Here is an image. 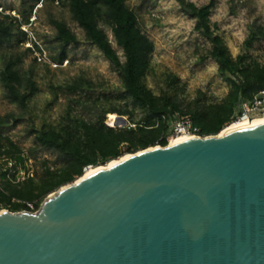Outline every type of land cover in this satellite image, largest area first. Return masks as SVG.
<instances>
[{
  "label": "water",
  "instance_id": "1",
  "mask_svg": "<svg viewBox=\"0 0 264 264\" xmlns=\"http://www.w3.org/2000/svg\"><path fill=\"white\" fill-rule=\"evenodd\" d=\"M224 131L114 159L37 211L0 210V264H264V122Z\"/></svg>",
  "mask_w": 264,
  "mask_h": 264
},
{
  "label": "trees",
  "instance_id": "2",
  "mask_svg": "<svg viewBox=\"0 0 264 264\" xmlns=\"http://www.w3.org/2000/svg\"><path fill=\"white\" fill-rule=\"evenodd\" d=\"M23 1L31 3V11L36 3L45 0ZM48 1L69 6L74 20L84 29L87 40L101 50L119 74L123 94L118 99L129 100L134 107L144 111V116L135 122L127 106H115L107 112L129 117L131 121L126 125L110 126L105 122V116L86 119L76 108L85 102L78 93L79 86H72V97L60 121L32 127L29 131L37 145L57 156L56 161L52 165L50 160L43 159L42 173L20 181H16L15 172L10 174L9 169L3 172L0 179V210H30L28 203H33L34 209H38L49 194L75 181L90 166L106 165L127 153L167 145L171 140V123L177 116L189 115L203 136L218 134L231 123L242 101L251 100L264 89V62L250 61L247 55L233 58L222 37L216 34L210 19L213 1L197 6L188 0H177L183 11L196 20L195 29L212 44L210 55L218 63L220 75L231 84V89L219 102H208L201 94L203 97L199 96L185 107L175 95L168 92L156 95L146 85L145 78L151 69L155 47L142 31L137 14L126 0ZM52 24L57 30L56 41L60 44L59 55L53 61L62 64L67 59L68 47L78 40L65 22L53 20ZM21 26L22 23L10 15L0 19V82L5 98L26 110L39 88L34 71L25 70L23 66L24 55L32 49L26 48L25 54L15 53L16 47L29 40L28 33ZM104 27L112 31L118 46L123 49L124 60L113 48ZM260 37L264 38V26L253 30L246 44L250 46ZM179 83L175 75L169 76L168 87L174 88ZM11 119L19 122L13 115L0 116V158H7L15 165L24 164L28 157L11 137L3 133Z\"/></svg>",
  "mask_w": 264,
  "mask_h": 264
},
{
  "label": "rangeland",
  "instance_id": "3",
  "mask_svg": "<svg viewBox=\"0 0 264 264\" xmlns=\"http://www.w3.org/2000/svg\"><path fill=\"white\" fill-rule=\"evenodd\" d=\"M188 1L197 6L214 2L211 25L222 37L233 58L247 55L250 61L264 62V38L256 39L250 46L246 44L252 31L264 26V0ZM126 3L137 14L142 31L154 43L151 69L145 83L156 95L168 92L185 107L190 101L203 97L201 94L208 102H219L230 92L231 84L220 75L219 65L210 55L212 44L195 29L196 20L183 11L177 0H126ZM30 7L31 3L23 0H0V19L10 15L22 23V30L28 32L29 40L16 47L15 53L25 54L26 48L32 49L24 55L23 66L25 70L34 71L39 88L27 109L23 110L5 98L0 82V116L13 115L19 120L16 123L11 119L3 133L11 137L28 157L24 164L12 163V166L7 158H0V167L9 169L10 174L15 172L16 181L42 173L43 159L50 160L52 165L56 161L57 156L37 145L29 131L32 127L60 121L72 97V86H79L78 93L85 102L76 108L86 119L105 116L108 125L120 127L122 125L115 122L119 114L107 112L115 106H127L135 122L144 116V111L134 107L129 100L118 99L123 94L119 74L101 50L87 40L84 29L74 20L69 6L45 0L36 3L31 11ZM53 20L65 22L78 40L68 47L67 59L62 64L53 61L60 52ZM104 28L113 48L124 60V51L115 41L112 31ZM171 75L180 81L174 88L168 87ZM123 118L131 121L129 117Z\"/></svg>",
  "mask_w": 264,
  "mask_h": 264
},
{
  "label": "built area",
  "instance_id": "4",
  "mask_svg": "<svg viewBox=\"0 0 264 264\" xmlns=\"http://www.w3.org/2000/svg\"><path fill=\"white\" fill-rule=\"evenodd\" d=\"M38 58L40 60V57ZM256 119L264 120V89L256 93L251 100L242 101L239 104L236 112L232 117L231 123L226 128H224V130L233 124H244ZM181 136H189V137L203 136L201 135L200 128L194 125L189 115L177 116L171 123L170 142H173L175 139ZM12 163L13 162L9 161V164L11 166L13 165ZM6 171L7 169L0 167V179L2 177L3 172ZM7 176L8 177L10 176L9 173H7ZM28 206L30 210H22V211H31V212L37 211V209H34L33 203H28Z\"/></svg>",
  "mask_w": 264,
  "mask_h": 264
},
{
  "label": "bare ground",
  "instance_id": "5",
  "mask_svg": "<svg viewBox=\"0 0 264 264\" xmlns=\"http://www.w3.org/2000/svg\"><path fill=\"white\" fill-rule=\"evenodd\" d=\"M259 122H264V120L263 119H256V120H253V121H249L248 123H244V124H233L229 128L225 129V131L223 133H227V132H230L232 130H237V129H240V128H243V127H246V126H250V125H253V124H256V123H259ZM188 137L189 136H181V137H178L177 139H175L173 142H178V141L183 140V139L188 138ZM113 163H114V161H112L110 164H113ZM91 167L92 166L88 167V169L84 173L85 175L87 173L93 171L95 168H98V167H92V168ZM53 194H55V193H52L51 195H53ZM48 198L49 197H47V199Z\"/></svg>",
  "mask_w": 264,
  "mask_h": 264
}]
</instances>
